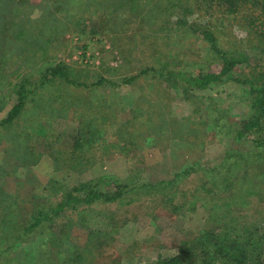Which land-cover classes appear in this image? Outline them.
Here are the masks:
<instances>
[{
  "label": "rangeland",
  "instance_id": "1",
  "mask_svg": "<svg viewBox=\"0 0 264 264\" xmlns=\"http://www.w3.org/2000/svg\"><path fill=\"white\" fill-rule=\"evenodd\" d=\"M26 1L17 3L14 27L24 34L0 32V120L17 101L14 89L33 86L24 91L18 116L0 124V264H76L65 257L70 253L86 256L83 264H151L208 226L210 211L221 215L217 225L264 234V148L253 142L264 132L236 139L232 129L251 112L244 86L229 80L198 89L158 78L151 69L196 75L220 67L189 31L157 30L172 24L179 8L172 16L160 5L153 14L152 6L165 0H136L131 16L126 0ZM110 2L122 5L118 12ZM3 12L9 16L3 8L0 24ZM187 18L212 30L222 47L243 39L242 49L255 55L246 48L243 21L215 7L205 15L197 6ZM27 39L36 45L30 48ZM50 64H60L70 82L56 77L37 84ZM245 70L237 65L234 74ZM100 78L113 84L97 83ZM85 137L91 142L78 148ZM190 166L197 171L176 177ZM212 168L227 171L235 184L221 192L228 207L216 203L221 194L212 181L220 174ZM111 179L133 187L123 203L80 205L23 233L36 210L51 208L66 190L95 181L111 190ZM169 180L177 199L192 194L186 208L163 202L164 190L140 187Z\"/></svg>",
  "mask_w": 264,
  "mask_h": 264
},
{
  "label": "trees",
  "instance_id": "2",
  "mask_svg": "<svg viewBox=\"0 0 264 264\" xmlns=\"http://www.w3.org/2000/svg\"><path fill=\"white\" fill-rule=\"evenodd\" d=\"M18 1L26 3L25 0H0V11L4 8V11H9V16L6 12L2 13V24H0V32H7L13 37H19L24 34L23 29H14V27L19 25L18 17L16 13H20V7H18ZM194 1L195 5L191 3ZM14 2L13 8L10 10L7 7L8 4ZM98 2V0H96ZM115 7L114 11L118 12L121 4H114L110 2ZM30 5V4H29ZM136 0H126L124 11L135 16L138 11L135 7ZM160 5H164V11H167L172 16L175 15L174 11L179 8L178 14L174 16L172 24L165 23L161 24L157 29L159 32H169L178 30H187L194 35L196 38H200L206 45L204 49L207 50V55L215 56L219 59V69L217 71H208L200 74L193 75L191 72L184 69H164L161 68H151L153 74L161 79L172 80L176 84V80L179 79L187 83L190 87H196L198 89H205L210 83L222 82L234 80L242 84L249 94V103L251 112L250 114L241 120H236L233 122L232 129L234 132V137L236 139L243 138L247 133H263L264 132V0H165L164 4L157 3L152 6L151 12L155 14V11ZM197 6L199 10L203 11V14L211 13L212 8L219 9L222 11L227 18H236L244 22L245 37L244 41L247 49H251L255 52V55L251 57L247 54V50L242 49L241 42L243 39H236V43L229 48H224L219 43L216 34L206 27H200L196 24H189L187 16L194 11V7ZM25 6V17L21 15V20L27 18L28 11H26ZM51 10L49 15L54 14ZM125 11V12H126ZM118 14V13H117ZM152 16V15H151ZM157 16V14H156ZM127 18V17H125ZM54 20V19H53ZM114 25V23H112ZM122 25H126L121 23ZM120 25V23L118 24ZM183 27V28H182ZM27 29L25 28V35L27 34ZM51 40V39H50ZM52 41V40H51ZM26 43L30 48L35 46V42L31 39H27ZM48 44V43H47ZM153 47V45H149ZM257 53V54H256ZM257 55V56H256ZM251 58H257L259 61L256 63L251 62ZM3 56L0 55V61H2ZM245 66V72L242 76H235V67L237 65ZM44 73L41 75L37 84L43 85L46 81L53 78L60 77L63 80L70 82L68 79V74L64 68L60 65H47L45 66ZM134 77L123 79V81H131ZM11 81H7L9 84ZM108 82L113 84L111 81H107L100 78L97 83ZM34 85V84H33ZM31 86L30 88H32ZM28 88V90H30ZM26 90V89H25ZM23 84L19 85L18 88L14 89L17 96L16 103L11 107L5 118L0 120V124L9 123L14 118L18 116L21 108L24 105V94L25 91ZM26 90V91H28ZM85 142L80 143L78 140L79 147L82 148L84 143L91 142L92 138H84ZM253 142L262 148H264V139L258 137L253 140ZM236 158L240 157L237 153H233ZM197 168L192 166L187 167L182 172L176 173V177L182 175H188L191 172H196ZM208 171L213 174L214 172L220 175L216 177L212 183L214 193H220L222 190H228L233 185L234 182L231 181L227 171L221 169H208ZM223 172V173H222ZM226 172V173H224ZM227 174V175H226ZM112 178V177H110ZM114 185L111 190H102L97 181L81 183L73 188L65 191L60 197L55 205L47 209L36 210L33 215L32 220L25 225L23 233L27 235L32 232L35 228L44 227L45 221L48 225L50 222L55 221L59 218L63 212L66 210H75L80 207V205H91L94 202L98 203H123L126 194L132 192L133 187L126 184L120 183L118 181L109 180ZM233 182V183H232ZM144 189V193H150L153 189L164 190L167 192L163 193V202L168 201L171 203L173 209L186 208L187 202L191 200V195L183 196L185 199H177L173 191L175 189V182L169 180L165 183L158 182L156 184L145 183L140 185ZM245 191V188L244 190ZM251 192L248 190L247 192ZM217 204L225 203L228 207L230 204L225 201V199L219 196ZM133 201L129 198L125 203ZM175 201V203H174ZM224 201V202H223ZM246 201H235L233 204L241 203L245 204ZM231 204V205H233ZM227 213H231L230 209ZM209 219H206L207 225L205 228L200 230L197 234L193 235L189 239L182 240L177 251L172 254L160 253L159 256L151 264H264V234L255 236L252 232H239L237 230H232L229 227H224V225H217V220L220 218V214L210 211ZM223 217V216H222ZM224 218V217H223ZM213 222V224H212ZM215 225V226H213ZM88 235H92L90 232ZM198 252V258L196 263H192L190 258ZM78 253L66 254V258L69 261L75 262L76 264H83L86 256L75 257ZM74 255V256H73Z\"/></svg>",
  "mask_w": 264,
  "mask_h": 264
}]
</instances>
